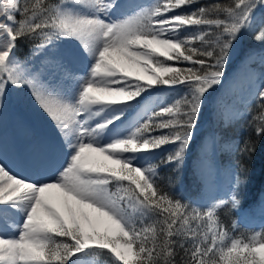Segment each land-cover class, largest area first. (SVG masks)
<instances>
[{"label": "snow or ice", "instance_id": "snow-or-ice-1", "mask_svg": "<svg viewBox=\"0 0 264 264\" xmlns=\"http://www.w3.org/2000/svg\"><path fill=\"white\" fill-rule=\"evenodd\" d=\"M124 7L121 0H0V108L10 89L27 88L54 124L63 156L49 161L50 179L25 180L0 162V264H264V230L230 235L219 215L239 207L246 180L238 177L230 197L203 211L157 183L161 165H183L233 45L248 37L264 52V0ZM25 40L33 47L21 60L16 50ZM58 40L76 41L85 62L79 78L61 65L75 84L70 96L31 66ZM160 85L187 92L153 104L151 89ZM255 100L253 131L264 137V85ZM166 145L169 154L158 159ZM239 151L250 158L255 145L246 140Z\"/></svg>", "mask_w": 264, "mask_h": 264}, {"label": "rangeland", "instance_id": "rangeland-1", "mask_svg": "<svg viewBox=\"0 0 264 264\" xmlns=\"http://www.w3.org/2000/svg\"><path fill=\"white\" fill-rule=\"evenodd\" d=\"M121 3L125 5L122 11H130L132 8L139 11L153 7L157 0H121ZM182 10L185 9L176 11ZM116 15H120V12ZM109 18L114 19L115 16ZM77 50L78 44L74 40L55 41V46L50 49V55L45 58H33L31 66L39 71L46 85L62 95L70 96L75 84L65 75L61 65L71 67L78 78L82 77L85 62L75 55ZM258 51L247 55L236 66L234 72L228 77L224 76L222 84L216 86L215 91L207 96L200 117L204 126L198 130L194 129L193 139L185 156L183 166H189L194 170L196 178L199 179L203 191L198 202L205 204L206 208L222 198L230 197L237 190L236 179L231 169L219 164L218 158L220 153L230 152L234 147L235 139L229 130L241 115L242 105L255 99L261 85H264V52L260 49ZM165 62L173 66H177L175 65L177 63L187 65V62L183 61ZM151 91L153 104L156 102L165 104L171 99L183 96L187 88L185 85L175 88L160 85ZM137 111L142 112L143 106ZM135 116L136 113H133V118ZM206 119L211 120L210 127L205 125ZM171 148V145L162 147L157 150V156L168 155ZM191 152L194 156L189 158ZM53 156L60 161L63 159L59 153V138L54 124L38 107L27 88L10 89L4 106L0 108V162L16 176L25 180L50 179L53 177V169L49 161ZM31 164L36 166L31 167ZM239 215L247 228L252 225L257 228L263 226L264 196L255 212L242 211ZM2 234L12 235L11 232Z\"/></svg>", "mask_w": 264, "mask_h": 264}, {"label": "trees", "instance_id": "trees-1", "mask_svg": "<svg viewBox=\"0 0 264 264\" xmlns=\"http://www.w3.org/2000/svg\"><path fill=\"white\" fill-rule=\"evenodd\" d=\"M212 2L227 3L229 0H202V3ZM194 6L196 7V5ZM32 47L33 42L27 40L22 41L20 47L16 50L19 59L24 60L29 57ZM259 49V46L255 45L248 37H244L237 41L229 53L228 63L224 69L225 76L228 77L231 75L236 66H238L247 55L253 52H259ZM233 52L235 53L231 56ZM175 65L179 67L185 66L178 63ZM240 110L241 115L235 120L229 130L235 139L234 147L230 152L220 153L218 158L219 164L225 165L231 169L235 176L236 184L238 177L241 180H246V183H242L238 189L241 197V204L239 207H229L219 213L221 222L229 228L230 235H239L241 233L249 234L264 230V225L258 228L252 225L247 228L243 225L239 215L242 211L248 213L255 212L259 205V201L262 196H264V137H257L255 135L253 128L258 121H252L253 115L259 111L256 100L253 99L250 102H246L242 105ZM250 121H252L251 125L249 123ZM205 122V125H208V127L211 126L210 119H206ZM202 126H204L203 119H199L195 130H198ZM246 140H250L255 145V152L251 154L250 158L247 154L241 155L239 151ZM166 156L167 154L158 157V159H163ZM192 156H194L193 152L190 153L189 158ZM157 183L163 190L176 199L181 200L184 204L202 211L207 209L205 204L198 202L203 190L199 179L196 178L194 170L189 166L182 165L178 169H174L171 165H161ZM233 224L236 225L235 229L232 228Z\"/></svg>", "mask_w": 264, "mask_h": 264}, {"label": "bare ground", "instance_id": "bare-ground-1", "mask_svg": "<svg viewBox=\"0 0 264 264\" xmlns=\"http://www.w3.org/2000/svg\"><path fill=\"white\" fill-rule=\"evenodd\" d=\"M71 94H72V93H71ZM71 94H70V95H71ZM44 164H45V163H44ZM30 166L33 167V166H36V165H35V164H31ZM43 168H44V167H43ZM32 169H33V168H32ZM31 172H32V171H30V173H31Z\"/></svg>", "mask_w": 264, "mask_h": 264}]
</instances>
